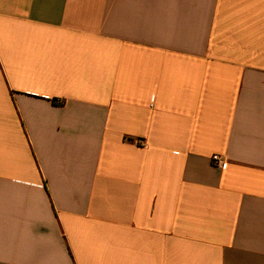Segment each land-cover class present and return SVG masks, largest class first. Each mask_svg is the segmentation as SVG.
<instances>
[{
  "label": "crops",
  "instance_id": "obj_1",
  "mask_svg": "<svg viewBox=\"0 0 264 264\" xmlns=\"http://www.w3.org/2000/svg\"><path fill=\"white\" fill-rule=\"evenodd\" d=\"M0 264H264V0H0Z\"/></svg>",
  "mask_w": 264,
  "mask_h": 264
},
{
  "label": "built area",
  "instance_id": "obj_2",
  "mask_svg": "<svg viewBox=\"0 0 264 264\" xmlns=\"http://www.w3.org/2000/svg\"><path fill=\"white\" fill-rule=\"evenodd\" d=\"M212 165L216 168H222L225 164V159L219 155L212 156Z\"/></svg>",
  "mask_w": 264,
  "mask_h": 264
}]
</instances>
